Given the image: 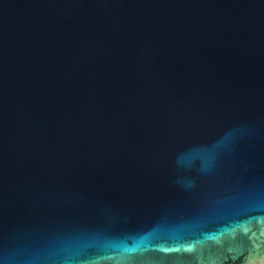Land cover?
Returning a JSON list of instances; mask_svg holds the SVG:
<instances>
[{"label": "water", "instance_id": "water-1", "mask_svg": "<svg viewBox=\"0 0 264 264\" xmlns=\"http://www.w3.org/2000/svg\"><path fill=\"white\" fill-rule=\"evenodd\" d=\"M0 264H264V0H0Z\"/></svg>", "mask_w": 264, "mask_h": 264}]
</instances>
